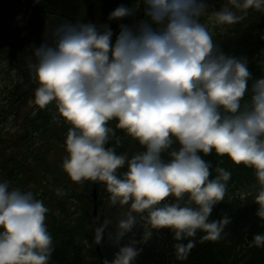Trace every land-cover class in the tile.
<instances>
[{"label": "clouds", "instance_id": "9594fccd", "mask_svg": "<svg viewBox=\"0 0 264 264\" xmlns=\"http://www.w3.org/2000/svg\"><path fill=\"white\" fill-rule=\"evenodd\" d=\"M249 9L264 12V0H227L211 12L206 0H137L110 13V21L133 19L118 33L108 23L63 21L32 49V103L45 109L54 102V119L69 125L64 173L75 184H104L110 206L128 205L117 220L116 245L143 228L141 241L129 240L103 264H133L137 244L160 229L173 233L181 262L198 232L199 243L224 239L230 218L209 216L224 201L232 173L218 163L213 177L204 159L213 153L253 170L255 215L264 222V76L253 79L247 57L224 53L210 30L240 23ZM117 129L142 150L129 157L108 146L121 144ZM37 195L0 182V264H50L49 209ZM111 223L96 227V244ZM249 246L264 247V234Z\"/></svg>", "mask_w": 264, "mask_h": 264}, {"label": "trees", "instance_id": "16d2710c", "mask_svg": "<svg viewBox=\"0 0 264 264\" xmlns=\"http://www.w3.org/2000/svg\"><path fill=\"white\" fill-rule=\"evenodd\" d=\"M136 2L137 0H0V68L5 77H9L10 69H13L18 78L4 87L5 99L0 105V122L11 118L10 115L19 114L28 92L35 85L28 67L30 62H34V57L32 61L29 59L32 49L39 47L48 38L52 28L63 21L79 20L97 25L108 23L115 34L118 33L120 23L131 24L133 19L110 21V13L119 5L134 6ZM206 2L219 7L226 4L227 0ZM141 12L135 17L136 20H139ZM213 40L227 55L247 57L253 79L264 76V12L251 9L248 15L247 10L243 22L231 26L226 33L213 37ZM21 87H28V91L16 95ZM247 98L246 95L245 99ZM56 113L53 102L45 109L37 108L24 115L23 130L16 138L20 141L17 146L21 144L18 149L21 157L13 158V170L18 174L27 171L30 186L37 183L41 185L38 186L40 190L36 198L42 200L49 209L45 222L54 244L50 264H85L91 260L99 264L100 259L102 264L105 259L111 262L119 247L126 245L131 239L142 240L143 228L138 225L116 245L114 234L118 218L108 214L118 212L108 206L109 194L105 185L100 182L94 185L92 181L75 184L63 169L57 166L50 168L48 154L55 146H64L69 128L59 117L54 119ZM115 124L116 121L109 122L110 127L115 128ZM116 134L121 137V144L117 146L115 140H112L109 146L115 147L117 153L127 152L131 157L136 151L142 150L137 142L126 137L121 130L117 129ZM32 138L39 143L32 145ZM204 159L213 164V177L218 163L232 173L224 201L215 205L209 216V221H218L225 214L230 218V223L224 228V239L199 243L203 233L198 232L195 237L196 246L187 259L181 262L174 255L173 245L177 242L173 239V233L168 229H160L154 231L146 243L137 244L141 251L133 264H264V247L249 246L255 234H264V222L255 215L258 206L253 203L254 197L247 196L241 200L236 196L237 190L256 184L253 170L243 165H233L227 157H217L214 153ZM62 162L63 159H60L58 163ZM38 170L43 178L37 181ZM118 171L123 173L126 168ZM94 186L97 190L96 202L91 194ZM57 189H61L63 195H57ZM95 203L96 219L99 218L97 226L105 219L112 221L98 244L100 255L96 251L93 236ZM109 233H113L112 239L108 238ZM187 242L181 241L185 244Z\"/></svg>", "mask_w": 264, "mask_h": 264}, {"label": "rangeland", "instance_id": "374dc122", "mask_svg": "<svg viewBox=\"0 0 264 264\" xmlns=\"http://www.w3.org/2000/svg\"><path fill=\"white\" fill-rule=\"evenodd\" d=\"M209 12L211 11H216L219 10L222 6L216 7L214 4L209 3ZM251 11V9L248 10V15L249 12ZM240 14V13H237ZM245 20V19H244ZM243 20V21H244ZM241 21V22H243ZM231 26H216V27H211L210 26V30L213 32V37L218 36L219 34L222 33H226ZM10 76L9 77H5V74L2 73V68H0V105H2L1 103H3V99H5V90L4 87L6 85H9L10 82L12 81L13 83L15 81L18 80L16 73L13 69H10ZM31 79L33 80V82L35 83V85L30 89V91L28 92L27 95V99L25 101V103L22 104V106L20 107V112L19 114H17V116L11 117L6 119L5 121L0 122V150L2 149H7L9 152L4 150L3 155H8L5 158H8L10 155V151L11 152H17L18 149L21 147L19 146H13L11 144V140H16V138L18 137V135L21 133L19 130L20 128H17V126L22 124V120L25 119L24 115L25 114H29L32 111V107H33V99L31 98L30 94L35 91V89L38 87L37 82L34 79V75L31 71ZM28 91V87H24V88H20L18 91H16V95H20L21 92H26ZM19 131V133H18ZM32 138L31 142L32 145H36L39 143V141L36 142V139ZM44 145V149H45ZM67 155L66 151H65V147L63 146L62 148H57L55 146V148L52 150L51 153L48 154V163L50 165V168H56V166L58 168H60L62 170V164H59L58 162L60 161V159H64L65 156ZM57 175V173H56ZM52 176V175H51ZM255 184H250L248 186H246L245 188L239 189L237 190L236 196L243 200L245 199L244 194L247 192H252L253 195L249 196V198H253L255 195V191L256 189L253 187ZM39 187H41V185L39 184ZM37 189V184H33V186H28L27 190H31V191H36ZM109 207L114 208L118 213H114L111 212L109 215H111L113 218H120L123 214V212L128 208V205H124V206H120V205H116V206H110V204L108 203ZM95 260H91L86 261L85 264H97V262Z\"/></svg>", "mask_w": 264, "mask_h": 264}, {"label": "flooded vegetation", "instance_id": "af4514ba", "mask_svg": "<svg viewBox=\"0 0 264 264\" xmlns=\"http://www.w3.org/2000/svg\"><path fill=\"white\" fill-rule=\"evenodd\" d=\"M37 108L38 107L33 103L32 111L37 110ZM10 116L14 117L13 115H10ZM23 127H24L23 124L17 126V128H20V130H19L20 132H22ZM19 131H18V133H19ZM19 142H20L19 140H11V144L13 146H17V144ZM2 150H5V151L9 152L5 148L2 149ZM2 150H0V154H2V155H0V182H3L4 180H7V181L10 182L11 186L19 187L22 190H27L28 186H30V184H28V181H27V178H28L27 171H24L23 173L18 174L17 172H14L13 166H12V161L14 160L13 158L21 157V155H19L20 152L19 151H17V152H11L10 151L9 157L5 158L8 155H3L4 152ZM9 158H12V159H9ZM8 161H10V162H8ZM36 176H37V181L40 178H43V176L41 177V175L39 174V170H38ZM32 180H33V178H32ZM38 186L39 185L37 183V189H36V191H33V192L37 193L39 195L38 191L40 189H38Z\"/></svg>", "mask_w": 264, "mask_h": 264}, {"label": "water", "instance_id": "95a60500", "mask_svg": "<svg viewBox=\"0 0 264 264\" xmlns=\"http://www.w3.org/2000/svg\"><path fill=\"white\" fill-rule=\"evenodd\" d=\"M142 17H143V13L141 12V15H140L139 19H141ZM34 93H35V91H33L31 93V97H32L33 100H34ZM92 183L94 185H96V182H93L92 181ZM91 194H92L93 200L96 202V200H97V190H96V186H94V188L92 189ZM96 213H97V205L95 203L94 208H93V222H94L95 229H96V227H98L97 226ZM95 229H94V232H93V236H95ZM96 251L97 252L99 251V245L98 244H96ZM99 255H100V253H99ZM99 262H100L99 264H102V260L101 259L99 260Z\"/></svg>", "mask_w": 264, "mask_h": 264}]
</instances>
